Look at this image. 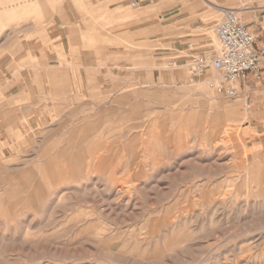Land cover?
I'll use <instances>...</instances> for the list:
<instances>
[{
  "label": "rangeland",
  "instance_id": "obj_1",
  "mask_svg": "<svg viewBox=\"0 0 264 264\" xmlns=\"http://www.w3.org/2000/svg\"><path fill=\"white\" fill-rule=\"evenodd\" d=\"M133 1L0 0V264H264V90Z\"/></svg>",
  "mask_w": 264,
  "mask_h": 264
},
{
  "label": "crops",
  "instance_id": "obj_2",
  "mask_svg": "<svg viewBox=\"0 0 264 264\" xmlns=\"http://www.w3.org/2000/svg\"><path fill=\"white\" fill-rule=\"evenodd\" d=\"M133 3H137V6L142 9L143 14L147 13V9L151 6L155 7L154 10L158 14L157 21L151 22L147 18L135 24V26L141 28L143 38L144 35H149L150 28H153V32L157 31L159 37H164L166 31L169 30V32L173 33L175 44H180L185 39L188 40L190 38V41L184 47L185 53L189 57V66L190 45L199 54L204 55L203 53H205V55H208L214 53L211 50L205 51L196 44L198 42L204 43L207 40L206 31L212 26V23L205 24L204 20L206 18L214 19L221 14H224L225 17L226 13L230 10L237 11L246 20L257 37V47L264 45V0H134ZM118 9L119 6L110 7L111 11H117ZM56 26L62 28L63 32L68 34L67 38H69L71 31L68 27L66 28L58 23ZM36 43H38L37 40ZM179 46L181 47V45ZM250 87H262L264 90V68L259 74H250L239 83L240 90L246 91ZM247 120L253 128H256L259 116L253 115L252 117H247ZM91 152H79V154L87 155L91 154ZM61 169L71 168L63 166ZM92 169H98V167ZM101 169L103 168L101 167Z\"/></svg>",
  "mask_w": 264,
  "mask_h": 264
},
{
  "label": "built area",
  "instance_id": "obj_3",
  "mask_svg": "<svg viewBox=\"0 0 264 264\" xmlns=\"http://www.w3.org/2000/svg\"><path fill=\"white\" fill-rule=\"evenodd\" d=\"M136 7L137 3H133ZM215 35L220 50L202 55L190 45V67L195 75L209 68L220 72L219 91L228 96L238 95L239 83L250 74H259L264 68V45L257 47V37L246 20L235 10L226 13L216 26ZM212 82L211 85H214Z\"/></svg>",
  "mask_w": 264,
  "mask_h": 264
}]
</instances>
